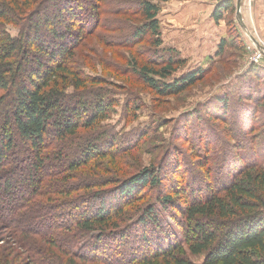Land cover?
Instances as JSON below:
<instances>
[{"label": "rangeland", "instance_id": "obj_1", "mask_svg": "<svg viewBox=\"0 0 264 264\" xmlns=\"http://www.w3.org/2000/svg\"><path fill=\"white\" fill-rule=\"evenodd\" d=\"M64 1L43 0L33 7L40 13L42 2L44 7L48 5L44 14L60 11L68 20L70 15L65 13ZM68 1L67 9L77 15L81 13L77 20L88 26H83L84 34L79 32V45L71 49V66L81 77L97 82L89 83L84 91L69 87L65 92L76 97L83 95L86 100L101 98L107 114L93 129H80L65 142L78 156L84 151L76 145L92 140L101 146L102 155L94 154L87 163L74 169L69 168L70 163L65 164L56 170L54 179L45 176L39 186L42 190L52 180L67 177L63 189L69 194L64 197L55 194L54 199L67 201V205L58 204L46 218L44 212H50L55 201L43 202V206L34 207L39 216L31 222L41 229L45 227L48 231L44 232L51 236L55 234L48 227L51 221L52 226L57 221L68 227L72 224L71 216L77 218L80 212L90 216L97 209L117 208L123 202L119 187L130 184V178L145 168L154 170L158 185H136L126 197L128 207L115 227L95 226L91 231L79 233L77 244H82L81 252L86 257L90 256L86 262L125 264L151 253L157 246L166 249L176 237H182L181 229L194 224L188 223L182 213L185 202L228 185L247 165L264 168V0H153L159 7L158 35L148 30L144 37L137 36L136 30L147 21L135 10L143 0ZM99 1L96 13L90 6ZM227 2L228 8H222ZM245 2L248 9L243 6ZM217 9L222 17L215 19ZM28 15L11 23L0 22V29L17 37L29 23ZM40 34L45 47H56L47 30ZM157 36L161 40L159 45L154 44ZM222 40L224 44L220 47ZM61 43L73 44L66 39ZM258 51L260 57L256 56ZM170 57L180 64L169 77L161 80L156 77L160 83H180L195 72L199 77L177 94L158 95L141 81L138 67L146 61H167ZM40 58L47 63L46 55ZM7 154L26 176L27 168L22 166L24 159L33 154L29 147L16 138ZM11 184L20 190L25 187L18 177ZM162 196L171 199L166 208L160 203ZM37 197L32 196L28 203L33 205ZM4 198V192L0 191V207L8 204ZM149 210L158 227L146 216ZM203 222L210 221L203 219ZM2 224L0 262L9 257L16 264L29 263V256L17 244L25 234L16 238L18 242L14 241ZM44 232L37 235L26 232L34 248L28 251L33 252L29 254L31 258H45L46 263L56 264L57 260L49 258L54 253L68 263L70 257L49 245ZM179 243L195 264L203 262L205 254L191 255L184 241Z\"/></svg>", "mask_w": 264, "mask_h": 264}, {"label": "trees", "instance_id": "obj_2", "mask_svg": "<svg viewBox=\"0 0 264 264\" xmlns=\"http://www.w3.org/2000/svg\"><path fill=\"white\" fill-rule=\"evenodd\" d=\"M40 1L43 0H0L2 23L14 22L31 12L27 17L29 23L21 30L19 36H11L0 29V134L3 140H0V186L2 185L0 191L4 192L3 200L8 203L6 207H0V211L3 212L0 222L4 224L2 225L6 233L14 241L18 242L16 238L25 234L17 244L29 256L30 260L28 259L27 264H30V261L36 264H48L45 258L32 259L29 254L33 252H28L33 246L28 234L37 235L42 230L48 231L45 227L41 229L32 224L31 221L39 216L36 215L34 207L43 206V202L51 204L53 201L50 200L56 199L55 194H60L62 197L69 194L68 190L63 189L67 177L52 180L45 190L39 187L40 183L46 177H50V180L56 178V170L65 167V164L70 163L69 168L74 169L78 164L87 163L94 154L102 155L101 146L92 140L83 145L81 143L76 145L84 151H80L78 156H75L73 147L66 142L76 136L80 129H93L106 118L107 114L106 103L101 98L86 100L83 99V95L76 97L65 92L69 87L75 91H84L88 89L86 87L89 83L97 82V79L81 77L71 66V58H73L71 49L79 45L81 41L79 32L84 34L83 26H87L83 21L77 20L81 13L77 15L67 9L68 0L63 3L66 6L65 13L70 15L68 20L60 11L50 15L44 14L48 5L44 7L42 2V6L39 7L40 10L42 9L41 12L36 13L34 7ZM228 3L222 4V8H228ZM34 4L36 5L33 7ZM99 6L100 1L90 8L98 13ZM135 10L147 21L136 30V35L144 37L148 30L158 35V5L153 0H143ZM217 12L220 11L217 9L216 13L214 12L215 19L222 17L221 12ZM97 19L98 17L95 20ZM72 20L73 24L70 22ZM93 26L96 27L97 23ZM76 27L78 30L72 29ZM43 29L47 30L52 40L56 42L54 44L56 47H45L40 34ZM64 39L67 42L72 41L73 44L63 46L61 41ZM160 43L161 40L157 36L154 44ZM223 44L224 40L220 42V47H223ZM43 55L47 56V63L40 58ZM177 64H180L179 60L173 57L168 58L167 61H146L138 67V76L158 95L177 94L188 85H192L199 77L195 72L186 75L182 81H179L180 83L172 85L160 83L161 79L169 77L176 70ZM20 76L23 78L21 79ZM20 79L22 82L19 81ZM17 80L20 83L17 84ZM16 138L24 146L27 145L33 153L24 159L25 164L22 167L27 168L26 176L13 163L11 160L13 157L7 154L12 150ZM17 177L20 185L25 186L22 190L18 187L14 188L11 184L12 181L17 180ZM157 177L154 170L146 168L133 175L130 184L119 187L123 202L117 208L97 209L90 216L80 212L81 215L77 218L71 216L72 224L69 223L68 227L63 223H56L57 221L52 226L50 220L51 224L48 227L53 228L55 234L48 236L44 232L48 238L46 241L70 258L68 263L57 258V254L54 253L49 258L57 260L56 264H78L79 262H75L76 259L81 262L80 264L89 262L86 260L90 259V256L86 257L81 252L82 244H77L81 238L79 233L91 231L95 226L115 227L124 215L123 211L128 207L126 203L129 201L126 197L130 196L136 185L144 186L148 183L158 185ZM32 196L39 197L33 205L28 203ZM54 201L55 204H52L50 212H44L47 213L46 218L52 214L54 208L59 207L58 204L67 205V201L64 200ZM170 201L169 196H162L160 199V203L165 208ZM185 203L182 213L188 223L194 224L190 227L186 226L188 229L186 227L181 229L182 237H176L166 249L157 246L151 253L125 264H195L189 258L187 251L182 248L179 240L184 241L191 255L205 254L201 264H264V168L256 164L247 165L230 180L228 185ZM121 204L122 208H120ZM17 216L22 220L15 221ZM146 216L153 224L155 223V227H158L150 210ZM203 219H209L210 222L206 224ZM41 221L44 222L42 219ZM97 238L99 240V237ZM85 241L89 242V240ZM27 243L29 245H26ZM31 251H34L33 247ZM10 260L6 257L0 264H16ZM115 263L117 262L112 261L106 264Z\"/></svg>", "mask_w": 264, "mask_h": 264}, {"label": "crops", "instance_id": "obj_3", "mask_svg": "<svg viewBox=\"0 0 264 264\" xmlns=\"http://www.w3.org/2000/svg\"><path fill=\"white\" fill-rule=\"evenodd\" d=\"M251 1V0H250ZM247 5V6H246ZM243 6L245 7V9L249 8V4H247L246 2L243 4Z\"/></svg>", "mask_w": 264, "mask_h": 264}, {"label": "built area", "instance_id": "obj_4", "mask_svg": "<svg viewBox=\"0 0 264 264\" xmlns=\"http://www.w3.org/2000/svg\"><path fill=\"white\" fill-rule=\"evenodd\" d=\"M256 56H261V52L260 51H258L257 53H256Z\"/></svg>", "mask_w": 264, "mask_h": 264}, {"label": "water", "instance_id": "obj_5", "mask_svg": "<svg viewBox=\"0 0 264 264\" xmlns=\"http://www.w3.org/2000/svg\"><path fill=\"white\" fill-rule=\"evenodd\" d=\"M238 6H239V2L237 3V9H240V8H238Z\"/></svg>", "mask_w": 264, "mask_h": 264}]
</instances>
